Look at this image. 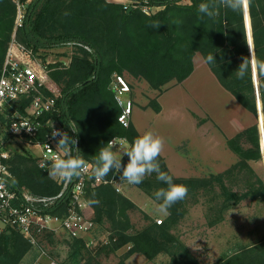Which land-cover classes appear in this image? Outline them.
<instances>
[{"label": "trees", "instance_id": "obj_1", "mask_svg": "<svg viewBox=\"0 0 264 264\" xmlns=\"http://www.w3.org/2000/svg\"><path fill=\"white\" fill-rule=\"evenodd\" d=\"M136 1L161 8L147 14L139 7L129 10V6L118 1L34 0L18 29L19 40L37 54L46 48L73 44L74 50L68 63H45L47 72L61 88L57 97L60 111L48 113L47 117L52 115L63 124L71 120L75 122L83 159L94 162L99 149L107 146L114 136L126 137L131 145L142 135L133 123L126 127L118 120L121 108L111 88V77L113 73L124 70L146 79L152 88L161 89L173 79H186L194 70L195 53L201 52L219 81L234 93L243 106L258 115L244 7L237 11L221 7L217 16L208 18L198 12V6L207 0ZM248 8L264 116V71L257 63L264 61V0H250ZM15 16V1L0 0V73ZM157 22L160 24L158 28L149 26ZM209 55L214 56V62H208ZM42 56L45 60V55ZM245 58L247 73L240 79L236 70ZM31 99V96L21 99L19 109L22 112ZM151 104L156 111L161 109L156 99ZM2 136L7 137L4 133ZM241 137L251 145L245 147L240 143ZM228 144L239 156V161L226 169L228 173L236 165L250 166L249 160L260 159L264 153L263 143L262 150L260 145V131L255 123L229 138ZM158 161L161 170L171 175L174 183L187 186L188 191L214 187V183L219 182L224 197L219 211L237 204L247 195L261 198L264 202L263 179L258 180V187L239 193L225 186L223 172L203 177H177L162 155ZM9 162L16 189H28L39 195H53L60 191L61 185L49 177L48 170L39 167L38 157L29 149L22 146L21 150H15ZM148 182L154 183L158 189L167 187L156 179L155 173ZM139 185L143 186V182ZM87 198L99 201L98 204L91 203L96 223H102L107 215L111 249L130 244L129 253L138 251L149 259L164 251L171 256L168 264H202L169 230L170 223L180 213L181 201L169 209L170 214L164 223H150L140 231H130L132 223L128 210L134 203L115 185L109 182L89 185ZM53 209L57 211V208ZM220 219L219 216L216 220ZM74 240V246L85 247L83 238L75 237ZM32 247L20 231L7 226L0 232V264H19ZM95 256H88L85 264H94ZM95 264L103 263L96 261ZM214 264H264V233L242 248L225 253Z\"/></svg>", "mask_w": 264, "mask_h": 264}, {"label": "rangeland", "instance_id": "obj_2", "mask_svg": "<svg viewBox=\"0 0 264 264\" xmlns=\"http://www.w3.org/2000/svg\"><path fill=\"white\" fill-rule=\"evenodd\" d=\"M14 1L16 16L11 40L16 39L25 45L19 40L17 32L34 0ZM109 1L123 3L129 6V10L139 7L147 14L155 13L161 8L141 4L136 0ZM73 50V44L70 43L39 50L38 54L35 53L36 59H32L33 65L39 67L41 63L54 61L68 63ZM42 55H45V60ZM114 74L116 73L112 74V79ZM121 74L129 81L135 101L131 123L135 122V126L138 125V129L143 132L150 131L162 137L165 142L164 150L170 154L177 151L181 155L178 161L181 171L187 175L185 177H203L223 172L225 186L239 193L247 192L250 187H258V180H264V153L260 159L249 160L250 166L236 165L230 173L226 170L239 161V156L229 147L228 139L254 123L260 124V117L258 119V115L243 106L234 93L219 81L201 52L195 53L194 70L186 79H173L161 89L152 88L146 79L134 76L127 70ZM44 79V92L59 97L61 88L54 78L45 72ZM253 90L256 95L255 84ZM153 99L160 103L159 111L151 104ZM261 120L264 123L262 118ZM70 122L75 124L73 120ZM0 131L1 136L4 131ZM261 141L264 146L263 137ZM240 143L245 147L251 145L242 137ZM122 160L126 164L127 156ZM9 164L11 165L10 162ZM152 177L153 174L146 176L143 186L129 185L119 180L118 173L106 178L134 203L128 210L132 223L130 231H140L150 223L159 224L158 219L163 220L160 223L162 224L170 214V210L167 214L157 211L159 202L155 200L154 192L158 188L154 183L148 182ZM221 193L219 182H215L214 187L188 191L185 199L181 201L180 213L169 226L170 232L202 264H214L225 253L242 248L264 233V202L261 198H251L247 195L237 204L219 211L220 201L224 199ZM86 200L84 211L92 221V228L80 236L84 239L85 247L76 244L74 246V237L69 236L66 231L45 232L41 235V242L48 254L41 256L38 249L32 247L19 264H43L42 260L45 258V263L51 264H85L90 255H96L94 264L96 261L103 264H120L122 261L124 264H139L142 261H152L153 264L170 262V254L164 251L149 259L138 251L129 253L130 244L116 250L111 249V231L107 215L102 223H96L95 210L89 198ZM219 216L221 219L216 220ZM6 229L7 226L0 222V232Z\"/></svg>", "mask_w": 264, "mask_h": 264}, {"label": "built area", "instance_id": "obj_3", "mask_svg": "<svg viewBox=\"0 0 264 264\" xmlns=\"http://www.w3.org/2000/svg\"><path fill=\"white\" fill-rule=\"evenodd\" d=\"M19 17L21 19L22 15ZM32 59H36L33 49L13 39L0 73V87L6 90V95L8 90L12 93L6 103H0V129L7 136H0V222L20 231L43 256L48 254L41 242V235L45 232L63 230L75 238L90 231L92 221L84 211L87 205V187L109 180L97 182L89 174L71 183L55 179L61 189L53 195L34 194L28 189L19 190L13 186L9 160L12 153L17 149L21 150L22 146L38 157L39 165L49 162L56 155H65L63 149L56 147L59 137L52 138L54 130L67 132L76 139V147L79 149L75 124H63L52 115L47 117L48 113L59 112L60 108L57 97L44 92L46 65L40 62L39 67H36ZM111 88L121 108L118 120L127 127L131 124L135 102L131 85L123 74L116 73L111 81ZM30 96L32 99L22 112L19 102ZM21 124L29 125L31 131L21 128L17 132L13 129ZM113 139L117 143L124 141L126 145L129 144L124 136H114L109 141ZM70 151L73 155L77 154L75 145L70 146ZM86 161L92 163L90 160ZM53 208H57V211H53ZM158 222L161 223L162 219H158Z\"/></svg>", "mask_w": 264, "mask_h": 264}, {"label": "clouds", "instance_id": "obj_4", "mask_svg": "<svg viewBox=\"0 0 264 264\" xmlns=\"http://www.w3.org/2000/svg\"><path fill=\"white\" fill-rule=\"evenodd\" d=\"M250 0H207L198 6V12L202 16L214 18L218 15V9L228 8L237 11L247 6ZM68 15V13H64ZM152 28H158L160 24L153 23L149 25ZM209 63L215 61L214 56L207 57ZM258 67L264 71V61H258ZM248 62L246 58L236 70L237 77L243 79L247 73ZM11 90L7 91L0 87V103H6L8 97H11ZM21 128L31 131V127L27 124H21L20 127H13L17 132ZM75 131V130H73ZM59 137L56 147L64 150V157L54 156L49 162H42L39 167L47 168L48 175L51 179H59L65 183H71L75 179L82 178L85 174H89L97 182H102L110 173H118L119 180L129 185L141 184L146 176L153 173L156 179L167 187L159 188L154 192L155 200L159 202L157 211L167 214L168 210L177 202L182 201L188 194V188L182 184L173 182V177L167 172L162 171L158 158L164 150V139L153 132H145L137 137L131 145L126 142L117 143L114 139L107 143V146L99 149L98 155L94 162L89 163L83 159L78 153L76 147L77 141L69 136L67 132L54 130L52 138ZM75 145L77 154L73 155L70 146ZM127 156V163H122V158ZM95 195V194H93ZM90 203L98 204V200H92Z\"/></svg>", "mask_w": 264, "mask_h": 264}, {"label": "water", "instance_id": "obj_5", "mask_svg": "<svg viewBox=\"0 0 264 264\" xmlns=\"http://www.w3.org/2000/svg\"><path fill=\"white\" fill-rule=\"evenodd\" d=\"M245 11V25H246V31H247V37H248V44H249V50H250V57L252 61V69H253V79H254V84H255V89H256V102H257V111H258V116L260 117V124L259 125V130H260V143H261V150H262V137L264 139V126L262 123L261 118L263 119V111H262V102L260 98V92L258 88V76H257V64H256V58H255V50H254V43H253V36H252V27H251V19H250V14H249V8L248 5L244 7Z\"/></svg>", "mask_w": 264, "mask_h": 264}, {"label": "crops", "instance_id": "obj_6", "mask_svg": "<svg viewBox=\"0 0 264 264\" xmlns=\"http://www.w3.org/2000/svg\"><path fill=\"white\" fill-rule=\"evenodd\" d=\"M135 127L137 129L139 128L138 125H136ZM138 130H139V132H142L141 133L142 135L146 132V131L143 132V130L141 131L140 129H138ZM161 155L163 156L164 160L167 163L168 168L170 169V171L172 172L173 175H175L177 177H182V176L185 177V176H187V175L183 174V172L181 171V168L179 166V161H178L181 155L177 151H174V153L172 152L170 154L169 151L163 150V152L161 153ZM188 176L200 177L201 175L200 176H198V175H188ZM45 259L42 260V263L43 264H51V263H45V262H47V260H45ZM127 264H129V263H127ZM139 264H153V263H152V261H142Z\"/></svg>", "mask_w": 264, "mask_h": 264}]
</instances>
